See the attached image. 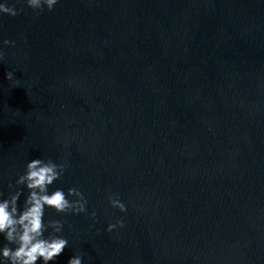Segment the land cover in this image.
<instances>
[{
  "label": "water",
  "instance_id": "1",
  "mask_svg": "<svg viewBox=\"0 0 264 264\" xmlns=\"http://www.w3.org/2000/svg\"><path fill=\"white\" fill-rule=\"evenodd\" d=\"M5 2L0 192L51 159L88 202L52 264H264V0Z\"/></svg>",
  "mask_w": 264,
  "mask_h": 264
},
{
  "label": "clouds",
  "instance_id": "2",
  "mask_svg": "<svg viewBox=\"0 0 264 264\" xmlns=\"http://www.w3.org/2000/svg\"><path fill=\"white\" fill-rule=\"evenodd\" d=\"M34 12L39 14L45 6L53 10L58 0H23ZM24 9H16L15 5L8 6L0 3V13L17 16ZM5 45L14 42L4 40ZM4 53L0 52V60ZM8 80L14 79L12 71L7 72ZM18 82V81H17ZM67 163H56L49 160L33 159L27 163L24 174L20 175L15 185L9 184L10 189H15L7 198L0 192V235L7 241L0 247V264H52L64 252L69 241L60 233L63 223L60 220L49 219L45 222L46 209H54L56 213L67 215L70 213L81 214L87 212V200L84 194L76 187L69 188L67 193L62 189L50 192L49 188L61 179L67 169ZM27 188L23 207H20V197L24 195L23 187ZM70 197L74 199H70ZM109 201L114 208L126 212V205L115 194L109 196ZM96 216L95 211L91 213ZM124 227V221L118 220L108 226L111 232L117 227ZM52 231L46 236L45 233ZM83 257L73 256L68 264H82Z\"/></svg>",
  "mask_w": 264,
  "mask_h": 264
}]
</instances>
